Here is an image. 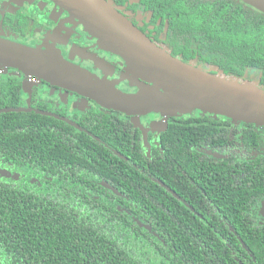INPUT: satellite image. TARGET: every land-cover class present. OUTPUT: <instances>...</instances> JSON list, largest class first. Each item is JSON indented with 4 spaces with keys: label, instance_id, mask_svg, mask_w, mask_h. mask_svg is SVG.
<instances>
[{
    "label": "flooded vegetation",
    "instance_id": "af4514ba",
    "mask_svg": "<svg viewBox=\"0 0 264 264\" xmlns=\"http://www.w3.org/2000/svg\"><path fill=\"white\" fill-rule=\"evenodd\" d=\"M106 1L174 57L222 72L174 53L169 21L162 27V17L152 10L161 1ZM0 38L60 55L112 90L139 95L135 83L141 81L130 80L124 62L101 49L53 0H0ZM261 77L249 69L239 79L264 88ZM67 149L75 151L74 161L66 160ZM95 149L113 175L121 168L125 183L140 173L137 197L160 201L156 226L169 227L174 244L215 249L210 264H259L253 249L264 247V127L200 111L125 113L17 68L0 67V186H11L14 195L44 191L54 181L52 169L65 187L71 177L81 182V174L94 181L87 162L96 165ZM116 178L101 185L112 187ZM142 216L149 222L145 208Z\"/></svg>",
    "mask_w": 264,
    "mask_h": 264
},
{
    "label": "trees",
    "instance_id": "16d2710c",
    "mask_svg": "<svg viewBox=\"0 0 264 264\" xmlns=\"http://www.w3.org/2000/svg\"><path fill=\"white\" fill-rule=\"evenodd\" d=\"M159 1L152 10L162 17V27L169 21L176 55L186 62L199 59L237 80L253 69L264 86V15L235 0ZM95 150L96 165L87 162L94 181L81 174V182L71 177L65 187L52 169L54 181L44 191L16 196L11 186H0V264H210L215 249L177 246L169 227L157 228L160 201L137 197L140 173L125 183L121 168L113 175ZM74 156L67 149L66 160ZM116 176L112 187L101 185ZM143 208L150 212L145 223L151 230L137 223L145 224ZM253 250L264 264V247Z\"/></svg>",
    "mask_w": 264,
    "mask_h": 264
},
{
    "label": "water",
    "instance_id": "95a60500",
    "mask_svg": "<svg viewBox=\"0 0 264 264\" xmlns=\"http://www.w3.org/2000/svg\"><path fill=\"white\" fill-rule=\"evenodd\" d=\"M119 57L139 95L116 92L62 56L0 38V67L17 68L125 113L188 114L194 111L264 127V90L186 64L152 42L106 0H53ZM264 14V0H239ZM110 187L108 184H104ZM117 193V191H115ZM137 223L144 225L137 220ZM151 230L150 226H144Z\"/></svg>",
    "mask_w": 264,
    "mask_h": 264
},
{
    "label": "rangeland",
    "instance_id": "374dc122",
    "mask_svg": "<svg viewBox=\"0 0 264 264\" xmlns=\"http://www.w3.org/2000/svg\"><path fill=\"white\" fill-rule=\"evenodd\" d=\"M203 70V69H202Z\"/></svg>",
    "mask_w": 264,
    "mask_h": 264
}]
</instances>
